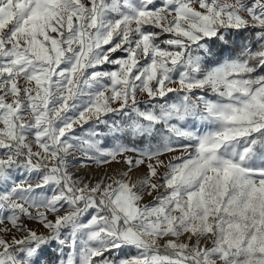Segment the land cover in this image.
<instances>
[{"label":"snow or ice","instance_id":"1","mask_svg":"<svg viewBox=\"0 0 264 264\" xmlns=\"http://www.w3.org/2000/svg\"><path fill=\"white\" fill-rule=\"evenodd\" d=\"M0 264H264V0H0Z\"/></svg>","mask_w":264,"mask_h":264}]
</instances>
